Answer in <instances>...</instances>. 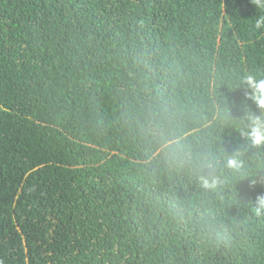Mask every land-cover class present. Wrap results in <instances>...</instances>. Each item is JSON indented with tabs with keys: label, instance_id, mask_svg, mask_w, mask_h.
<instances>
[{
	"label": "trees",
	"instance_id": "obj_1",
	"mask_svg": "<svg viewBox=\"0 0 264 264\" xmlns=\"http://www.w3.org/2000/svg\"><path fill=\"white\" fill-rule=\"evenodd\" d=\"M261 14L0 0V264H264Z\"/></svg>",
	"mask_w": 264,
	"mask_h": 264
},
{
	"label": "clouds",
	"instance_id": "obj_2",
	"mask_svg": "<svg viewBox=\"0 0 264 264\" xmlns=\"http://www.w3.org/2000/svg\"><path fill=\"white\" fill-rule=\"evenodd\" d=\"M259 9L264 10V0H251ZM255 29H264V14H261L254 21ZM241 86H246L248 91L245 93L246 98L255 103L260 110V114H249L247 116V131L244 135L253 146H264V77L257 78L252 74L242 77ZM211 167V165H209ZM228 167L239 168L240 165L235 159L228 160ZM201 184L205 188L213 187L216 179L212 175L200 177ZM257 212H264V195H259L256 199Z\"/></svg>",
	"mask_w": 264,
	"mask_h": 264
}]
</instances>
